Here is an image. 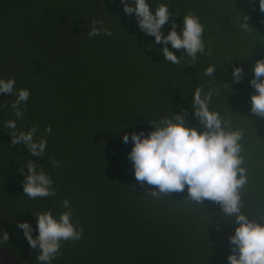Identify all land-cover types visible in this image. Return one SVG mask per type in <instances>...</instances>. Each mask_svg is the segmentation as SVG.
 <instances>
[{"label":"rangeland","instance_id":"374dc122","mask_svg":"<svg viewBox=\"0 0 264 264\" xmlns=\"http://www.w3.org/2000/svg\"><path fill=\"white\" fill-rule=\"evenodd\" d=\"M148 2L153 10L161 3L167 4L180 26L177 31L183 28V18L188 13L199 17L204 27L205 53H198L193 61L183 49L177 51L169 45L180 63L165 62L163 45L155 44L154 37H145L134 15L124 13L120 0H112L116 5L111 6V14L99 10L84 30L69 31L73 40L68 51L58 54L57 60L49 57V68L44 72L29 68L27 73L20 51L8 46L9 39L0 34V79H14L17 90L26 88L31 93L23 119L15 117L11 108L16 96L0 95V241L5 231L9 234V241L0 242V264H39L38 250L30 248L16 223L29 222L35 238L38 232L33 214L51 210L58 217L68 210L63 207L65 198L72 205V222H78L84 234L79 241L62 242V255L52 264H118L122 258L119 250L128 246L112 245L114 239L109 233L113 225L123 228L127 221L121 210L129 207L124 203L126 194L133 200L137 197L133 190L127 192L128 179L134 171L128 154L134 145L124 144L122 136L154 130L152 122L158 124L182 110H187V126L204 131L191 106L197 86L205 92L212 91L209 110L218 112L222 122H228L225 131L243 132L239 143L244 159L241 167L247 176L244 186L258 180L254 173L253 178L248 174L251 168L256 170L258 160L264 163V119L253 117L250 111L255 92L250 86V69L264 59V30L255 23L254 0ZM93 19L103 20L113 35L102 33L90 38ZM245 23L247 28L242 27ZM170 27L171 24L166 26L165 35ZM209 49L211 56L206 54ZM46 61L33 65H45ZM209 65L217 69L212 77L203 75ZM233 66L242 67L246 74L239 83H232ZM108 75L117 77L109 80ZM5 101L8 107L3 106ZM13 119L19 129L37 126V140L51 125L52 134L44 137L47 148L43 157L31 156L23 144L11 145L4 123ZM50 158L60 167H53ZM29 160L50 175L55 196L26 197L19 169L26 170ZM261 218L264 216L258 223ZM234 228L228 227L225 236H232ZM221 252L220 249L218 253Z\"/></svg>","mask_w":264,"mask_h":264},{"label":"clouds","instance_id":"9594fccd","mask_svg":"<svg viewBox=\"0 0 264 264\" xmlns=\"http://www.w3.org/2000/svg\"><path fill=\"white\" fill-rule=\"evenodd\" d=\"M123 11L128 17H133L139 30L145 37H154L155 44H162V57L165 62L180 63L175 54L183 49L186 54L196 60L198 53H205L203 41L204 27L199 17L188 13L183 18V28L172 18L167 4L161 3L153 10L148 0H120ZM260 10L264 12V0H259ZM247 19V18H246ZM171 24L165 35V28ZM242 27L247 28V23ZM111 37L112 31L104 27V21L93 19L88 36L101 34ZM211 56L212 50L206 53ZM216 66L209 65L203 72L204 76L212 77L216 74ZM253 78L250 86L255 90L251 96V114L253 117L264 119V59L258 60L250 69ZM242 67L233 66L232 83H239L245 78ZM14 79H0V95H15L11 104L13 114L23 119L27 110L30 91L26 88L16 89ZM212 91L205 92L203 87L197 86L192 96L194 115L202 125L204 131L197 127L187 126V110L172 117L163 118L158 124L152 122L150 130L133 131L122 136L124 144L134 146L128 154L132 162L135 178L143 183L158 186L160 192H183L188 187L189 196L198 202L209 200L221 206L226 216H235V234L230 236L231 254L227 257L228 264H264V218L261 222L241 214V200L239 189L247 182L246 170L241 167L244 162L240 155L243 138L242 131H225L227 121L220 118L218 112L209 110ZM4 107L8 104L4 103ZM4 128L11 138V145H24V151L31 156L41 158L47 148V139L52 134V127L48 125L44 137L37 140L39 131L37 126L19 129L17 121L7 120ZM53 167H60L58 161L50 158ZM24 177L23 191L27 198H48L55 196L56 189L53 181L44 168L35 161L29 160L24 168L19 169ZM63 207L68 209L58 217H54L51 210L33 214L38 235L33 237L34 229L29 222L16 223L17 229L23 230L25 239L33 250H38L36 260L39 264H52L62 255V242H75L82 239L84 229L78 222H72V205L68 199L63 200ZM9 241V234L5 231L2 241Z\"/></svg>","mask_w":264,"mask_h":264},{"label":"trees","instance_id":"16d2710c","mask_svg":"<svg viewBox=\"0 0 264 264\" xmlns=\"http://www.w3.org/2000/svg\"><path fill=\"white\" fill-rule=\"evenodd\" d=\"M254 2V20L262 31L264 12L260 10L259 0ZM116 3L112 0H0V34L9 39L8 46L20 51L27 73L29 68L44 72L49 68V57L57 60L58 54L68 51L73 40L69 31L84 30L93 13L99 10L111 14ZM39 60L47 61L45 65H33ZM116 77L108 75L109 80ZM169 105L172 113V104ZM256 166L248 174L253 178L254 173L258 180L239 189V196L241 214L258 222L264 216V163L258 160ZM128 189V193L133 190L137 197L133 200L125 196L124 203L129 207L121 210L122 215H127V221L123 228L113 225L109 233L114 239L112 245L128 246L119 250L123 260L120 258L118 264H228L231 246L225 231L230 226L237 227L236 217L224 215L218 203L193 200L187 186L183 192H160L158 186L139 182L134 171L128 179ZM223 246H228L226 251ZM220 249L222 252L218 253Z\"/></svg>","mask_w":264,"mask_h":264}]
</instances>
